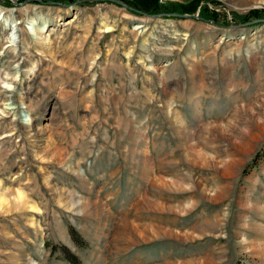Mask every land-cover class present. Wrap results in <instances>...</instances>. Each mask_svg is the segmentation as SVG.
Listing matches in <instances>:
<instances>
[{
    "label": "rangeland",
    "instance_id": "374dc122",
    "mask_svg": "<svg viewBox=\"0 0 264 264\" xmlns=\"http://www.w3.org/2000/svg\"><path fill=\"white\" fill-rule=\"evenodd\" d=\"M252 10L0 0V264H264Z\"/></svg>",
    "mask_w": 264,
    "mask_h": 264
},
{
    "label": "trees",
    "instance_id": "16d2710c",
    "mask_svg": "<svg viewBox=\"0 0 264 264\" xmlns=\"http://www.w3.org/2000/svg\"><path fill=\"white\" fill-rule=\"evenodd\" d=\"M157 10V9H156ZM178 10V8H170V9H168L167 10V8H165L164 10H162V11H160V13H166V12H178L177 11ZM202 11H204V12H202ZM201 12H202V14L204 15V16H209L210 14H207V13H209V11H208V8L206 7V9H204V10H202ZM205 12H207V13H205ZM179 13V12H178ZM251 17H254L255 19L256 18H259V19H261V18H264V10H252V11H250L248 14H246L245 16H243L242 18L245 20V21H250V18Z\"/></svg>",
    "mask_w": 264,
    "mask_h": 264
},
{
    "label": "water",
    "instance_id": "95a60500",
    "mask_svg": "<svg viewBox=\"0 0 264 264\" xmlns=\"http://www.w3.org/2000/svg\"><path fill=\"white\" fill-rule=\"evenodd\" d=\"M132 8V7H131ZM147 15H149V14H147ZM175 15V14H174ZM176 15H178V14H176ZM182 16H188V15H186V14H183Z\"/></svg>",
    "mask_w": 264,
    "mask_h": 264
}]
</instances>
